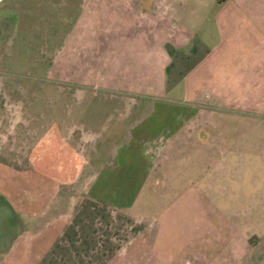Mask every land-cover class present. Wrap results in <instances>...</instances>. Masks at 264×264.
Instances as JSON below:
<instances>
[{
    "label": "rangeland",
    "instance_id": "rangeland-1",
    "mask_svg": "<svg viewBox=\"0 0 264 264\" xmlns=\"http://www.w3.org/2000/svg\"><path fill=\"white\" fill-rule=\"evenodd\" d=\"M91 1V23L81 25L86 26L81 40L90 36L92 47L84 54L78 52L73 63L67 54L53 64L51 57L22 44L17 53L13 48L2 57L0 243L8 245L21 234L14 243L18 251L26 248L23 239H32L44 220L32 216L44 208L46 213L66 212L72 199L74 207L87 199L88 187L80 182L83 178L75 183H55L52 179L57 169L41 168L36 156L40 157L43 148L50 155L57 140L46 136L37 144L40 125L44 124L45 132L53 122L51 117L66 111L81 121L98 124L102 116H114L111 107L118 98H130L131 103L139 104L140 112L153 102L158 107L168 104L186 109L198 105L201 137L208 143L200 145L197 141L193 146L194 139L187 132L184 139L189 145L182 147L177 159L164 166L163 158L158 161L165 179L158 176L144 185L108 183L100 189L105 205L101 200L96 205L107 213L106 239L111 236L114 244L107 247L101 242L102 248L95 249L102 257L101 264H264V0H249L252 4L246 13H238L241 9L235 5L213 4L214 0H195L200 7L188 0L189 8L178 13H188L184 21L190 17L206 21L198 35L205 46L187 61L191 63L181 77L176 78L166 64L150 63L152 70L144 71L141 81L128 78L127 71L136 65H128L127 59L123 62L121 51L128 53L116 47L117 34L145 30L139 16L130 14L134 0H100L99 7L98 2L94 5ZM82 2L77 0L76 5ZM246 17L260 18L262 37L256 43L250 37L254 33ZM229 19L234 21L235 32L225 26ZM67 27L57 25L60 39ZM198 36L191 47L160 50L162 61L187 60ZM134 43L142 45L143 41ZM226 43H233V50ZM82 56L84 62L80 61ZM199 60L200 65L192 71L190 65ZM74 66L75 71L66 70ZM185 73L190 75L187 80L196 81L192 83L195 86H186ZM170 75L178 82L177 87L163 84ZM74 76L80 82L68 83L67 79ZM147 79L154 81L148 85ZM120 110L126 108L120 106L116 112ZM45 116L50 120L42 118ZM101 134L93 138L94 144L115 142ZM81 146L76 139V149ZM6 203L12 216L4 209ZM50 220L48 217L47 222ZM9 225L10 230L17 228L19 232H4ZM44 236L46 241L52 238L51 233ZM107 248L111 253L107 251L103 257Z\"/></svg>",
    "mask_w": 264,
    "mask_h": 264
},
{
    "label": "crops",
    "instance_id": "crops-1",
    "mask_svg": "<svg viewBox=\"0 0 264 264\" xmlns=\"http://www.w3.org/2000/svg\"><path fill=\"white\" fill-rule=\"evenodd\" d=\"M82 1L77 6V0H0V66H4L3 61L5 60L2 57L9 55L13 48L17 53L21 44L24 48L31 47L35 51L38 50L39 53H37L41 56L51 57L53 64L56 60L64 59L67 54L71 55L67 60L73 63L78 52L84 54L85 51H89L92 47L90 36L86 41L81 40L86 28V26L82 28L81 25L91 23V6H89V0ZM91 2L94 5L98 2V7L101 3L100 0ZM134 2L135 4L130 7V14L133 17L139 16L140 24L145 30L138 33L121 32L116 37V47L126 49L128 53L124 54L121 51L123 62L127 59L128 65L130 63L132 66L136 65L135 68L131 67V72L127 71L130 77L126 76L132 77L133 81H141L145 78L143 72L148 71L149 68L152 70L153 65L151 66L150 63H159L172 67L171 71L176 78L181 77L183 70L191 63L187 61L205 46L198 35L203 27L205 28L206 21H201L197 17H190L184 21L188 13L179 14L178 10L185 12L191 2L188 0H134ZM193 2L198 7L201 6L199 1L193 0ZM213 4L235 5V8L241 9L238 13H243V11L246 13L247 7L249 8L252 3L249 0H214ZM76 6L78 10L82 9L77 10L75 14ZM259 19L244 18L251 23L254 34L250 37L254 43L262 37ZM233 23L232 19L227 20L225 24L227 30L235 32V26L231 25ZM59 24L68 25L61 39L57 28ZM43 25L46 26L43 27ZM75 25L81 29H76ZM196 36H198V43L191 49L193 53L187 54L189 56L187 60L186 58H167L162 61L163 54L160 50L163 48L176 49L181 46L191 47V42ZM137 40L143 41V44H135ZM226 44H231L233 50V43ZM209 52L211 51L208 47L207 53ZM84 60L85 56L80 57L81 62ZM200 62L201 60L192 63L191 70L195 71ZM66 70L75 71V66L73 70L69 67ZM191 70L187 71L191 72ZM189 76L188 73L184 75L186 86L193 87L196 81L187 80ZM76 78L79 77L74 76L73 79H67V81L68 83H79V79L75 80ZM149 80H145L148 85L149 82L154 81ZM163 84L170 88L179 85L171 75L163 80ZM128 99L130 98H118L114 104L111 103L114 116L112 113L102 116L98 124L91 120L81 121L78 116L76 118V115L66 111L56 116L53 115L51 117L53 122L46 127L45 132H42L44 124L40 125V141L38 140L37 144L42 143L46 136H53L54 140H57V145L50 154L51 159H48L50 155H48V149L45 148L41 150L40 157L36 156L38 162L40 159L41 168L52 166L57 169V176L52 179L55 183H58L57 180L60 181L59 183H75L76 179L83 178L80 182L88 187L87 199L77 207H74L75 199H72L73 201L67 205L66 212L56 213L53 210L52 213H46V208H40L43 210L31 219L34 217L35 220L39 218H44V220L41 221L40 228L34 231V235H31L32 239H23L26 248L18 251L17 242L14 243L21 234L8 245L4 242L0 243V263L101 264L102 257L98 256L95 249L102 248L103 244L107 247L109 244L110 247L114 244L111 236L106 239L107 213L102 209L103 206L96 205L97 201L102 199L101 194L104 193L100 189L105 188L108 183L129 182L144 185L154 182L155 177L158 176L165 179L164 174L158 170V161L163 158L164 166L166 162L177 159L176 156L181 153L182 147L189 145L186 144V138L184 139L187 132L190 138L194 139L193 146L198 145L197 141H200V145H207L208 140L205 141L201 137L203 131L200 129V124L202 121L198 117L202 116V113L198 111V105L194 104L186 109L179 105L168 104L158 107L157 103L153 102L146 111L143 109L140 112L139 104H133ZM129 104L131 106H125ZM120 106L125 107L126 111L116 112ZM42 118L50 120L47 116ZM193 119L194 123L191 124ZM195 120L199 121V124H196ZM101 132L115 142L96 144L95 141L94 144L93 138L101 136ZM76 139L82 142L80 149L75 147ZM66 195L69 194L66 193ZM88 198H92V202ZM101 203L105 205L102 200ZM7 206L4 209H9L6 211L10 213L11 207L8 204ZM119 207L123 209V204ZM10 215L12 216L11 213ZM48 217H51L49 223L47 222ZM9 231L16 232L15 235L19 232L17 228L10 230V225L4 232ZM45 233L46 235L52 234L50 241L43 238ZM110 240L111 243H108L107 241ZM107 251L111 253V248L103 252V257L108 254Z\"/></svg>",
    "mask_w": 264,
    "mask_h": 264
},
{
    "label": "flooded vegetation",
    "instance_id": "flooded-vegetation-1",
    "mask_svg": "<svg viewBox=\"0 0 264 264\" xmlns=\"http://www.w3.org/2000/svg\"><path fill=\"white\" fill-rule=\"evenodd\" d=\"M6 211V210H5ZM5 229V228H4ZM4 231V230H3Z\"/></svg>",
    "mask_w": 264,
    "mask_h": 264
},
{
    "label": "water",
    "instance_id": "water-1",
    "mask_svg": "<svg viewBox=\"0 0 264 264\" xmlns=\"http://www.w3.org/2000/svg\"><path fill=\"white\" fill-rule=\"evenodd\" d=\"M0 236H1V233H0Z\"/></svg>",
    "mask_w": 264,
    "mask_h": 264
}]
</instances>
